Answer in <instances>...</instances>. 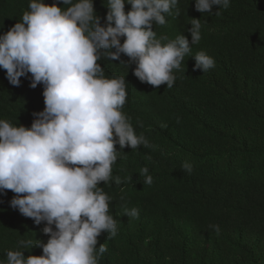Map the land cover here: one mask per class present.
Instances as JSON below:
<instances>
[{"label": "trees", "instance_id": "16d2710c", "mask_svg": "<svg viewBox=\"0 0 264 264\" xmlns=\"http://www.w3.org/2000/svg\"><path fill=\"white\" fill-rule=\"evenodd\" d=\"M29 3L0 0V34L21 21ZM44 3L68 7L60 0ZM93 5L105 25L107 0ZM130 8L125 3V12ZM193 18L201 25L194 44ZM165 20L153 24L157 38L167 43L183 35L191 48L173 70L171 88L141 82L134 61L123 53L111 60L100 50L105 76L124 77L122 112L149 146L116 145L113 179L98 185L111 197L109 214L117 221L115 237H98L97 247H107L98 264H264V0H230L229 7L205 13L196 11L194 0H178ZM201 51L215 61L205 72L194 68ZM30 81L29 73L13 86L0 68V119L30 127L33 114L43 111V85L33 89ZM186 161L191 173L181 167ZM144 167L151 185L144 183ZM14 195L0 193V264L10 250L42 254L38 247L18 249V241L31 239L34 246L49 238L43 222L10 206ZM132 208L138 217L125 214Z\"/></svg>", "mask_w": 264, "mask_h": 264}, {"label": "clouds", "instance_id": "9594fccd", "mask_svg": "<svg viewBox=\"0 0 264 264\" xmlns=\"http://www.w3.org/2000/svg\"><path fill=\"white\" fill-rule=\"evenodd\" d=\"M68 7L44 0H30L20 22L0 34V68L6 79L19 86L31 74L30 87L43 85L44 109L34 113L30 127L0 119V193L10 190L13 209L44 223L46 242L18 241V249L38 247L39 256L8 251L6 264H98L107 251L98 244L102 232L117 234V221L109 214L111 197L101 184L113 179L112 166L120 149L149 146L137 135L122 112L126 102L123 76L107 78L98 64L100 50L111 60L125 54L136 67L134 75L157 87L173 86L189 40L178 35L162 43L153 24L166 23L178 0H107L106 24L95 15L93 0H60ZM125 3L131 6L125 12ZM230 0H194L200 13L213 6L227 8ZM200 21L193 18L191 43L201 39ZM121 37L123 42L121 43ZM111 49H115L113 52ZM194 68L202 72L215 66L204 52L194 56ZM182 169L191 173L187 161ZM144 183L153 178L141 169ZM130 179V178H129ZM120 184V177H115ZM125 214L138 217V209ZM219 232L218 225H212Z\"/></svg>", "mask_w": 264, "mask_h": 264}]
</instances>
